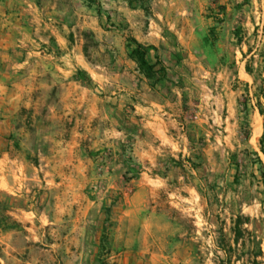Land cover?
I'll return each instance as SVG.
<instances>
[{
	"label": "rangeland",
	"instance_id": "1",
	"mask_svg": "<svg viewBox=\"0 0 264 264\" xmlns=\"http://www.w3.org/2000/svg\"><path fill=\"white\" fill-rule=\"evenodd\" d=\"M22 1L18 60L58 82L5 117L0 264H264V0Z\"/></svg>",
	"mask_w": 264,
	"mask_h": 264
},
{
	"label": "crops",
	"instance_id": "2",
	"mask_svg": "<svg viewBox=\"0 0 264 264\" xmlns=\"http://www.w3.org/2000/svg\"><path fill=\"white\" fill-rule=\"evenodd\" d=\"M22 4V0H0V163L7 156L2 149L5 142L2 131L4 127L10 128L12 120H6L5 117L17 114L22 108H39L44 100L52 98L58 82L54 73L49 74L51 72L41 73L37 70L35 74H29L23 71L29 68L32 55L41 53L26 49V59L18 60L22 46H16V35L20 33V20L23 19ZM84 59L80 52L77 66L89 72ZM63 71L65 72L64 69ZM144 113L147 116L143 120L158 132L163 126L161 121H164V114L152 107L144 109ZM117 258L119 260L120 255Z\"/></svg>",
	"mask_w": 264,
	"mask_h": 264
},
{
	"label": "trees",
	"instance_id": "3",
	"mask_svg": "<svg viewBox=\"0 0 264 264\" xmlns=\"http://www.w3.org/2000/svg\"><path fill=\"white\" fill-rule=\"evenodd\" d=\"M92 7H96V10L99 16L102 18L104 16V9L98 0H88ZM108 19H110L108 17ZM137 46L132 48V46H128L129 57L135 63L138 64L139 70L149 81H155L157 84H163L166 81L167 73L166 69L163 66L161 59L156 56V62H152L149 60V55L153 47L145 48L137 41H134ZM160 67V68H159ZM248 72L252 74L251 69H248ZM79 74L83 75V79H86L88 74L85 71H79ZM160 76V77H157ZM242 224L241 218L237 221L236 226L239 227ZM237 233L236 241L239 242L241 234Z\"/></svg>",
	"mask_w": 264,
	"mask_h": 264
}]
</instances>
